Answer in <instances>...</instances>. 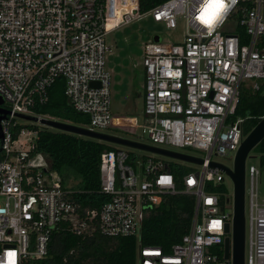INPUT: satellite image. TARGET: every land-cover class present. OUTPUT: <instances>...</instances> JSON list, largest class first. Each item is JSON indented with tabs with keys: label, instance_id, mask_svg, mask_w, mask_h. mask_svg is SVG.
Returning a JSON list of instances; mask_svg holds the SVG:
<instances>
[{
	"label": "built area",
	"instance_id": "2783aa9c",
	"mask_svg": "<svg viewBox=\"0 0 264 264\" xmlns=\"http://www.w3.org/2000/svg\"><path fill=\"white\" fill-rule=\"evenodd\" d=\"M205 3L166 0L141 13L139 0H0V98L10 112L0 123V264H46L55 231L138 237L145 210L178 192L163 162L136 161L135 170L129 152L119 148L100 156L99 193L107 200L99 210L81 212L57 173L34 163L38 132L16 122L17 115L42 118L32 111L49 101L50 89L61 80L71 107L88 117L86 129H112L106 37L144 17L167 30L182 25L183 33L175 43L144 44L140 128L153 147L205 155L200 169L182 180L181 192L195 197L189 232L169 250L139 246L137 264H231V255L224 258V240L231 241L232 203L226 212L208 189L226 175L209 165L213 156L236 154L245 138L243 120L235 117L241 88L249 89L246 82L252 81L251 90L260 91L264 83V0H235L214 29L198 19ZM261 177L259 167H245L244 264H264Z\"/></svg>",
	"mask_w": 264,
	"mask_h": 264
},
{
	"label": "trees",
	"instance_id": "16d2710c",
	"mask_svg": "<svg viewBox=\"0 0 264 264\" xmlns=\"http://www.w3.org/2000/svg\"><path fill=\"white\" fill-rule=\"evenodd\" d=\"M166 0H139L141 13L148 12ZM264 83L260 91L241 90L236 118L243 120L242 132L246 136L264 116ZM49 101L36 107L33 114L42 118L56 120L77 127L89 124L88 117L76 112L63 93V82L58 80L50 89ZM18 127L13 130V137L18 134ZM38 132L34 140L32 156L43 155L49 162L50 169L62 174L70 173L77 181L78 189L70 190L74 199L86 210H99L107 197L99 193L100 156L108 151L116 150L111 144L80 137L57 130L39 129L30 125L28 128ZM259 160L261 173L264 171V140L252 151ZM129 152L128 163L135 170L138 159ZM155 159V158H153ZM157 160V159H155ZM165 164V163H164ZM175 181L177 193L164 195L161 202L145 210L138 237L108 238L94 233L91 236H75L68 232L55 231L50 239L46 264H137L139 246H157L169 250L178 243L190 230L194 217L195 197L184 194L182 180L191 170L172 167L165 164ZM66 189V188H65ZM210 191L219 195L220 205L224 208L229 200L225 198L223 183L209 186ZM68 190V189H67ZM231 205V204H230Z\"/></svg>",
	"mask_w": 264,
	"mask_h": 264
},
{
	"label": "rangeland",
	"instance_id": "374dc122",
	"mask_svg": "<svg viewBox=\"0 0 264 264\" xmlns=\"http://www.w3.org/2000/svg\"><path fill=\"white\" fill-rule=\"evenodd\" d=\"M230 28L229 30H231ZM183 33L182 25L178 26L176 30H167L163 26L151 21L150 18L144 17L141 20L135 21L131 24L125 25L107 37V43L110 46V53L107 57L106 67L112 76L111 84V112L113 114L112 129L104 131L106 134L119 136L128 140L140 142L145 145L152 146L146 131L141 130L140 125L143 120V94H144V72L142 67L143 47L147 42H170L175 43L180 41ZM160 38V39H159ZM249 86L248 91L251 90L252 81L246 82ZM248 89L242 87L241 90ZM6 104H4V107ZM35 115V114H34ZM124 117H131L133 119L124 120ZM48 119V118H46ZM16 122L22 127L29 128L30 125L37 126L39 129L54 130L40 125L39 123H32L22 119H16ZM83 128V127H82ZM84 128H89L86 125ZM114 146L115 149H125L127 152H132L138 159L143 156L155 158L172 167H181L190 169L191 171H198L200 167L195 164L178 161L164 156H156L149 153L122 148ZM167 150L186 154L194 158L202 159L204 152L199 150L185 148L175 149L167 147ZM234 153L227 156H213L212 161L220 163L226 167L233 166ZM140 161V160H139ZM34 163L43 168L50 169L48 160L43 155H38L34 158ZM255 165L259 167V160L251 151L247 160L246 166ZM57 179L62 186L68 190H77L78 185L75 178L68 172L63 171L62 174L57 173ZM225 198L229 200L228 205L225 203L226 212H230V204L232 203L233 185L226 177L223 182ZM259 202L264 199V171L262 172L261 183L259 185ZM245 207L247 213V200H245Z\"/></svg>",
	"mask_w": 264,
	"mask_h": 264
},
{
	"label": "water",
	"instance_id": "95a60500",
	"mask_svg": "<svg viewBox=\"0 0 264 264\" xmlns=\"http://www.w3.org/2000/svg\"><path fill=\"white\" fill-rule=\"evenodd\" d=\"M3 100L0 98V123L6 119L10 114L9 111L2 107ZM18 119H22L32 123H39L42 126L51 128L57 131L74 134L80 137H85L100 142H105L111 145L127 148L131 150H137L145 153H149L156 156H164L167 158L175 159L178 161L186 162L201 166L203 160L194 158L192 156L177 153L153 146L145 145L137 141L128 140L115 135L106 133H98L86 128L77 127L67 123L59 122L56 120H50L46 118H38L32 115H17ZM264 140V116L256 124V126L245 136L241 142L233 159L232 169L216 162H211L210 167L217 168L224 173L226 177L231 181L233 185L232 195V236L231 241L229 237L224 240V258L230 259L231 264H244V243H245V167L246 160L253 151V149ZM3 144V135L0 125V151ZM222 210V209H221ZM225 232H229L228 225H225Z\"/></svg>",
	"mask_w": 264,
	"mask_h": 264
},
{
	"label": "snow or ice",
	"instance_id": "6c2138e0",
	"mask_svg": "<svg viewBox=\"0 0 264 264\" xmlns=\"http://www.w3.org/2000/svg\"><path fill=\"white\" fill-rule=\"evenodd\" d=\"M215 5H219V8H216ZM223 9L222 0H206V3L198 17L200 22L208 27H211L219 15L220 11ZM166 182V181H164ZM218 226V225H214ZM11 255V254H10Z\"/></svg>",
	"mask_w": 264,
	"mask_h": 264
},
{
	"label": "clouds",
	"instance_id": "9594fccd",
	"mask_svg": "<svg viewBox=\"0 0 264 264\" xmlns=\"http://www.w3.org/2000/svg\"><path fill=\"white\" fill-rule=\"evenodd\" d=\"M235 3V0H230L229 3H223V9L220 11L219 15L216 17L213 25L210 27L211 29H214L216 26L219 25V23L223 22V19L225 18V15L229 9V7ZM216 8H219V5H215Z\"/></svg>",
	"mask_w": 264,
	"mask_h": 264
}]
</instances>
